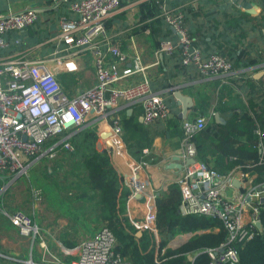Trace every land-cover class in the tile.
Wrapping results in <instances>:
<instances>
[{
	"label": "built area",
	"instance_id": "obj_1",
	"mask_svg": "<svg viewBox=\"0 0 264 264\" xmlns=\"http://www.w3.org/2000/svg\"><path fill=\"white\" fill-rule=\"evenodd\" d=\"M121 7V0H76L70 4L76 17H60V31L56 38L62 46L54 52L58 63L88 54L94 64L95 84L82 89L76 96L68 94L45 59L20 54L1 55V51L11 44L7 34L34 25L39 19L38 12L30 7L0 13V198L3 199L10 185L28 176L41 159L53 161L63 150L73 151L75 147L71 138L88 127V118L110 121L114 153L124 159L129 168L128 200L145 192L146 183L142 176L150 162L145 158L135 159L129 153L119 108L141 105L146 124L167 119L171 109L164 95L152 88L149 66L142 62L140 52L134 50L130 56L109 35L107 20ZM162 16L180 35L183 65H193L204 78L230 76L236 72L228 56L218 52L207 54L196 44L183 25L181 10L171 13L164 8ZM176 48L171 39H163L157 53L171 55ZM257 68L264 70V64ZM136 75L141 78L135 83L123 84V80ZM208 123L209 115L206 114L183 119L181 155L185 164L177 179L182 194L178 212L183 216L218 219L227 232L226 239L219 246L192 255L193 264L201 253L207 254V264H242L239 245L253 240L264 229V181H257L258 173L252 172L262 159L240 163L227 173L199 159L195 135ZM255 133L263 152L264 129L258 121ZM144 152L149 151L144 149ZM189 159L194 162L187 165ZM230 160L237 161L238 157L233 155ZM234 181L240 185L236 186ZM157 198L158 195H153L146 214L131 219V223L152 237L158 260L166 247L160 246ZM32 199L33 204L44 201L43 189L33 188ZM1 210L30 243L29 264H127L116 251L117 238L109 226H103L93 237L72 247L54 238L52 244L57 250L53 251L45 229L33 215L22 209L8 211L1 207ZM193 235V232L177 234L167 246L175 248ZM34 249L38 259L34 256Z\"/></svg>",
	"mask_w": 264,
	"mask_h": 264
},
{
	"label": "crops",
	"instance_id": "obj_2",
	"mask_svg": "<svg viewBox=\"0 0 264 264\" xmlns=\"http://www.w3.org/2000/svg\"><path fill=\"white\" fill-rule=\"evenodd\" d=\"M74 1L76 0H0V13L18 12L31 7L39 15L38 21L33 26L20 33L10 32L7 34L11 44L1 51L2 57H12L20 54L34 59H45L49 68L56 73L65 90L71 96H76L82 89L90 87L96 82L94 64L90 55L85 54L75 59H67L61 64L58 63L54 55L55 50L62 46L56 38L60 31L59 19L61 16L76 17V14L70 9V4ZM121 1V9L107 20L109 35L113 40L118 41L122 50L130 56L134 53V50L140 52L142 62L149 66L148 75L151 78L152 88L162 93L168 105L171 106V114L167 119L157 120L150 126L159 133L166 130V136L158 134L151 139L149 138L148 142L151 146L145 148L149 152L145 153L143 150L144 156H150V163L142 176L146 183L145 192L131 200H128L127 197V203L124 205L123 212L131 221V219L143 217L148 210L151 197L153 195L159 196L166 192L171 185L177 184V179L182 174L181 170L185 164L181 155L182 122L184 118H180L179 114H182L183 104L175 96V93L180 91L193 99L194 105L187 112V118L192 119L199 115L195 109L198 93L210 95L208 110L205 113L209 115L210 122L212 119L216 120V113L223 117L216 110L220 100L218 95L220 87L223 85L230 86L233 94H237L239 98L246 102L247 97L242 87L244 83L247 84L248 81L255 80V82L264 86V74L256 77L258 73H264L263 69L257 68L264 64V0ZM153 1L156 2L157 8L159 7L158 9L161 10L160 14L152 11V8H155ZM248 5H251V7ZM164 8L171 13L182 11L184 27L191 35L193 30H198L195 37H192L205 53L208 54L216 49L218 52H224L226 56L230 57L235 52H244L248 53L254 63L243 70H236L230 76L204 78L193 65L187 66L181 63L180 35L163 18ZM161 22H165L166 26L162 25L160 27V36H158L153 30V25L156 23L162 24ZM163 38L171 39L177 45L175 52L171 55L157 53L160 41ZM16 40L19 42L16 43ZM123 65L124 63H121V66ZM247 71H250L253 77L248 80L244 77L242 81L241 72ZM140 78V75H136L123 80V84L135 83ZM237 81L242 83L239 84ZM215 87L214 95L211 90ZM223 102H225L224 99ZM119 115L121 121L123 120V123H127L129 126H133L134 120L145 123L141 105H122L119 108ZM254 117L256 122H263L262 112L259 113V117H256V115ZM175 118L180 119L177 131L176 126L170 124ZM223 119L225 118L223 117ZM109 125V120L96 121L91 118L87 120V126L94 128L98 134L97 147L100 151L109 150L107 139L101 137L102 133L111 131ZM255 127L256 124L253 130L256 136V146L254 147L248 142L245 134H241L235 148L241 154L243 162H258L262 159V163L257 166H263L264 150L262 152L258 146L259 136L255 133ZM261 127L264 129V124ZM124 139L129 150L125 135ZM99 143L101 147H99ZM129 153L131 154L130 151ZM111 161L117 170L118 176L127 186L129 168L125 160L114 153ZM41 162L42 159L32 168ZM179 163L183 164L182 169L178 168ZM255 173H258V176L260 175V172ZM1 184L0 182V186ZM44 193H46L45 190ZM39 204L34 203L35 207ZM2 205L0 202V257L2 262L9 263L8 261L12 259L22 262L21 254L23 250L26 251L25 238L22 237L19 229L11 223L10 219L1 210V207H4Z\"/></svg>",
	"mask_w": 264,
	"mask_h": 264
},
{
	"label": "trees",
	"instance_id": "obj_3",
	"mask_svg": "<svg viewBox=\"0 0 264 264\" xmlns=\"http://www.w3.org/2000/svg\"><path fill=\"white\" fill-rule=\"evenodd\" d=\"M153 5L155 8H152V11L160 14L161 10L158 9L159 7L157 8L155 1H153ZM162 25L166 26V23L153 25V30L158 36H160L159 29ZM197 32L198 30H193L191 36L195 37ZM215 52H218V50L214 49L209 53ZM218 53L225 55L224 52ZM229 58L233 62L235 70H243L254 63L248 53L244 52H235ZM244 77L248 80L253 77V74L250 71L241 72L242 81ZM242 87L247 97L246 102L239 98L237 94H233L230 86L223 85L220 87L218 93L220 100L216 110L223 115L226 122L219 123L212 119L204 130L195 135L199 159L213 164L218 171L223 173H227L236 165L244 163L241 160V154L235 148L236 142L241 138V134H245L248 142L254 147L256 146V136L253 132L256 124L254 116L259 117V113L262 112L263 122H261V125L264 124V86L255 82V80H250L247 84L244 83ZM215 90L216 87L211 92L214 93ZM197 96L198 100L195 109L199 114H205L208 110L211 96L203 93H198ZM223 99L225 102H223ZM179 120V118H175L174 121H169L171 125L176 126V131L179 129ZM123 122L122 120L124 135L133 157L138 160L146 157L150 161V156H144L143 150L150 148L151 145L148 141L153 136L158 134L166 136V130L159 133L150 128L152 123H141L138 120H134L133 126ZM71 142L75 147L74 150L61 151L58 155L59 159L57 158L58 160L53 165L56 171L61 168L62 163H70L72 169L80 165L84 172V174L82 172H80V175L77 174L79 182L75 180L72 182V184L75 182L77 184L73 187L78 190V195L74 199L73 196H70V204H74L75 200L81 199L88 204L87 206L79 205L83 213L89 214V220L85 218L81 225L84 230L87 228L83 240L93 237L103 226H109L117 238L116 251L121 254L127 264H193L189 260L190 256H194L206 248L217 247L226 239L227 232L222 222L218 219L198 215L183 216L178 212L182 194L179 185L173 184L157 198V219L161 232L160 246L162 248L166 247L164 255L157 260L155 250L152 247V237L146 231L137 230L129 218L125 216V212H123L124 205L127 203L129 188L124 185L118 176L110 155L106 151L98 149V134L96 130L92 127L80 130L72 136ZM230 155H236L238 160L231 161L229 159ZM42 161L48 160L44 159ZM263 168L264 165L256 166L252 169L253 173L260 172L257 181H264ZM49 172H51L50 169H48ZM16 183L17 181L14 184ZM55 185L58 190L63 188L56 182ZM34 188L45 190L40 186ZM9 190L5 192L2 199L3 206L5 197L10 193ZM64 198L67 199V196L65 195ZM91 201H93L92 204H90ZM91 222L96 224L91 226ZM40 225L42 226V224ZM215 228H218V230L216 231ZM93 229L98 230L93 231ZM139 232H142V235H138ZM191 232L194 235L183 241L179 246L175 248L167 246L176 233ZM68 235L69 231L65 230L61 236H58L65 245L72 247L81 242L68 237ZM239 253L242 264H264V229L253 240L239 245ZM34 256H36L35 253ZM208 260L207 254L201 253L196 256L194 264H207ZM0 261H2L1 257ZM10 263L23 264L13 259L10 260Z\"/></svg>",
	"mask_w": 264,
	"mask_h": 264
},
{
	"label": "rangeland",
	"instance_id": "obj_4",
	"mask_svg": "<svg viewBox=\"0 0 264 264\" xmlns=\"http://www.w3.org/2000/svg\"><path fill=\"white\" fill-rule=\"evenodd\" d=\"M114 150V147L109 146V150L105 151L112 157ZM57 158L53 161H42L39 165L30 170L28 176L23 177L16 184L10 185V190L8 189L10 193L5 197L6 199H4V207L6 210H25L32 214L36 220L42 224L53 251L57 250L56 246L52 244L53 240H60L58 236H61L65 230L69 231L68 237L82 242L87 228L84 230L81 225L85 218H89V214L83 213L79 206L82 204L87 206L88 204H86L87 202H85V200H75L74 204H70V196H73L74 199L75 196L78 195V190L74 188L77 184L76 182L72 184V182L74 180L79 182L77 174L80 175V172L84 174L82 168L78 165L77 168L73 167L72 169L70 163H62L61 168L56 171L53 164L59 159ZM48 169H50L51 172L48 173ZM55 182L63 188L58 190ZM38 186L43 187L46 193L45 200L41 202L39 206L35 207L32 202L31 188ZM65 195L67 199L64 198ZM0 200L2 203V198H0ZM92 203L93 201L90 202V204ZM95 224V222H91V226ZM96 230L98 229H93V231ZM215 230L217 231L218 228H215ZM177 234L180 233H176L175 235ZM24 241L26 242L24 244L26 246V251L23 250L21 254V263L29 264L30 243L26 239ZM35 255L38 259L36 250ZM8 262L9 263L0 261V264H11L10 261Z\"/></svg>",
	"mask_w": 264,
	"mask_h": 264
},
{
	"label": "water",
	"instance_id": "obj_5",
	"mask_svg": "<svg viewBox=\"0 0 264 264\" xmlns=\"http://www.w3.org/2000/svg\"><path fill=\"white\" fill-rule=\"evenodd\" d=\"M248 6L251 7V5H248ZM262 74H264V73H258V74L256 75V77H258V76H260V75H262ZM175 96H176V97L178 98V100L183 104V111H182V114H179V117H180V118H186L187 115H188V114H187L188 109H189V108H192L193 105H194V103H193V99H192L191 97H188V96L184 95V94L181 93L180 91H177V92L175 93ZM215 118H216V120H217L218 122L225 123V119H223V117H221V115H220L219 113H216V114H215ZM110 136H111V132H109V131H108V132H104V133L101 134V137H102L103 139H107V144H108V146L112 147V146H113V142H112ZM98 145H99V147H101V144H100V143H99ZM193 162H194V159H189V160H187L186 164L189 165V164H191V163H193ZM172 166L174 167V165H172ZM178 168L182 169V168H183V164H182V163H179V164H178ZM234 184H235L236 186H239V185H240L238 181H234ZM258 226L261 227L260 224H258ZM138 235H142V232H139ZM189 259L192 261L194 258H193L192 256H190Z\"/></svg>",
	"mask_w": 264,
	"mask_h": 264
}]
</instances>
